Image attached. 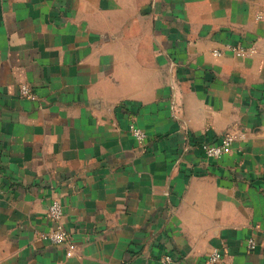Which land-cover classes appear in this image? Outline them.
Listing matches in <instances>:
<instances>
[{"label": "crops", "instance_id": "1", "mask_svg": "<svg viewBox=\"0 0 264 264\" xmlns=\"http://www.w3.org/2000/svg\"><path fill=\"white\" fill-rule=\"evenodd\" d=\"M213 248L264 264V0H0V264H207Z\"/></svg>", "mask_w": 264, "mask_h": 264}, {"label": "built area", "instance_id": "2", "mask_svg": "<svg viewBox=\"0 0 264 264\" xmlns=\"http://www.w3.org/2000/svg\"><path fill=\"white\" fill-rule=\"evenodd\" d=\"M229 50L238 57H245L253 53V50H246L240 46H230ZM221 53L219 51H213V55L218 56ZM19 92L22 96L26 98H32L31 90L26 85H21ZM129 131L132 136L139 142H143L146 138L145 133L134 124L129 125ZM236 135L232 133L225 134L220 143L218 144H202L201 148L206 157L209 158H219L221 155L227 153L232 142L236 139ZM48 217L53 223V227L43 235L50 244L60 246L67 244L69 242V234L64 229L62 225L63 218V208L61 204L56 199H52L48 206ZM247 247L253 250L255 247L254 241L249 238L247 240ZM163 264H169V256H164L162 258ZM222 254L218 248H213L207 257V264H221Z\"/></svg>", "mask_w": 264, "mask_h": 264}]
</instances>
